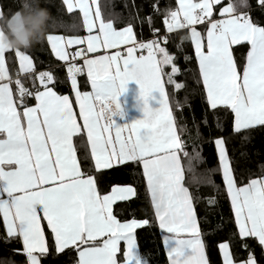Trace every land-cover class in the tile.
<instances>
[{
	"label": "snow or ice",
	"instance_id": "1",
	"mask_svg": "<svg viewBox=\"0 0 264 264\" xmlns=\"http://www.w3.org/2000/svg\"><path fill=\"white\" fill-rule=\"evenodd\" d=\"M63 4L70 13L74 8L79 9L89 33L98 28L96 35L90 34L86 38L87 52H95L100 47L116 48L133 41L132 27L129 25L122 30L114 28L113 20L104 18L98 0H75V3L63 0ZM217 4L219 0H200L199 3L180 0L179 12L171 11V20L165 23L168 32H172L176 28L207 21V51H203V38L195 28H191V40L195 45L208 104L212 109L220 105L230 108L234 117L233 131L239 134L242 130L264 126V27L249 18L245 10L250 8L247 0H240L239 4L228 3L220 8L223 17L220 19L213 18V7ZM259 5L264 8V0H259ZM179 13L183 14V21L178 20ZM0 16L8 15L0 12ZM64 39L61 35H46L47 43L60 60L66 58L62 47ZM242 41L251 47L247 52L246 64L239 72L232 46ZM67 42L80 44L85 41L79 36H71ZM135 47L146 49L147 55L136 57L133 54ZM135 47L128 48V55L123 58V68L118 53L84 60L94 91L83 95L77 92V103L91 144L92 158L97 169L111 168L113 162H142L160 227L170 233H191V238L186 240L191 243L193 253L199 252L198 258L187 259L189 255L183 252L185 239H181L169 251L172 264H207L197 238L195 222L190 218V208L188 218L181 211L179 225L173 211L177 206L190 204L188 189L181 184L184 170L177 154L183 149L173 129L172 114L168 111L166 99H162V69L158 67L172 63L173 58L155 39L141 42ZM9 49L12 48L5 47L0 41V81L8 80V83H0V135H3L0 138V214L3 216L6 238L22 239V253L20 250L15 251L25 255L26 264H41L40 258L48 253L44 232L40 227V220L44 219L54 235L57 252L76 245L79 264H118L116 254L121 250V241L123 264H147L134 252V230L146 221L120 223L111 209L115 201L127 200L137 193L132 187L115 186L110 194L101 197L91 175H87L86 179L81 178L82 164L77 161L72 146L74 134L81 129L73 118L68 97L57 96L48 86L53 80L50 73H40L38 76L45 90H35L36 105L27 107L25 101L22 115L17 112L13 89L9 87L11 80L5 67V52ZM14 50L19 59L20 71L31 73L30 57L21 49ZM77 55L82 53L78 52ZM79 71L81 69L75 64L68 68L74 88L75 73ZM100 71L103 75L99 74ZM176 71L177 68L173 66L172 73ZM130 80L139 84L144 98L151 90L158 89L160 107L153 111L145 99L144 118L129 123L132 132L125 138L122 132L129 124L116 126L113 116L120 114L116 98ZM168 81L173 83L172 74H168ZM15 85L21 100L33 95L23 86L21 79H16ZM101 119L107 121L103 127ZM112 128H115L114 139L110 135ZM142 130L147 131L142 133ZM215 143L239 234L242 237H254L264 246V174L256 178L249 177L246 184L240 181L242 186L238 187L224 149V139L218 138ZM50 151L55 153V163L51 160ZM184 155L189 156L186 152ZM83 161H88L86 154ZM198 162L197 155L189 157L190 170ZM102 235H107L103 246L80 248V244H90ZM78 241L80 244H77ZM220 247L224 250V264H232V257L227 251L228 244H221ZM245 264H256V260L249 255Z\"/></svg>",
	"mask_w": 264,
	"mask_h": 264
},
{
	"label": "trees",
	"instance_id": "2",
	"mask_svg": "<svg viewBox=\"0 0 264 264\" xmlns=\"http://www.w3.org/2000/svg\"><path fill=\"white\" fill-rule=\"evenodd\" d=\"M23 2L24 0H0L1 12L10 15L21 9ZM228 2L239 4L240 0H224L214 6L213 18L218 16L219 8ZM99 3L104 18L112 19L116 29L130 25L137 41L157 39L160 46L166 48L173 58L172 63L162 64L161 69L183 149L179 151V155L184 170V182L192 199L208 263L223 264L219 246L228 242L236 263L247 261L249 255H252L256 264H264V246L254 237H241L239 234L215 144L216 139H224L230 165L234 170V179L238 181V187L242 186L240 181L246 184L249 177L256 178L264 174V126H255L237 134L233 131L234 117L231 109L226 106L212 109L209 106L188 29L173 32L166 29L165 21L170 20V12L177 10L176 0H99ZM247 3L250 8L245 10L248 11L249 18L264 27V8L260 7L259 0H247ZM40 4L51 14L47 34L65 37L86 35L80 11L68 12L63 0H40ZM198 26L205 37L207 21ZM249 49L248 43L233 47L239 72H242L243 65L246 64ZM21 50L34 61L35 74L20 75L16 68L12 71L14 97L20 110L23 109L25 101L27 107L34 105L35 90L44 89L36 76L40 72L53 76V80L48 83L49 87L61 95L73 97L68 64L54 56L46 37L32 47ZM157 56L160 59L159 54ZM173 66L177 68L175 73H172ZM168 74H172L173 83H169ZM18 78L25 88L33 92V95L24 100L16 92L15 81ZM79 82L82 92L89 91V82L84 74L79 75ZM178 84L181 87L177 88ZM75 145L83 175L94 177L101 197L110 194L115 186L132 187L137 193L129 196L127 200L115 201L111 209L113 216L121 223L146 221L134 230L140 259L147 264H169L162 242V235L166 232L158 224L142 162L129 161L108 169H96L91 161L84 134L75 137ZM185 152L189 154L188 157L184 155ZM85 154L88 157L87 163L83 161ZM193 155L199 157V162L190 170L188 161ZM43 226L48 253L40 258L41 264H78L77 247L72 246L57 252L54 235L45 220ZM99 244L101 240H96L84 247ZM15 250L22 253L21 248L11 244L10 239L6 238L0 214V264H26L25 255L17 254ZM122 255L123 246L118 252L120 262L123 261Z\"/></svg>",
	"mask_w": 264,
	"mask_h": 264
},
{
	"label": "crops",
	"instance_id": "3",
	"mask_svg": "<svg viewBox=\"0 0 264 264\" xmlns=\"http://www.w3.org/2000/svg\"><path fill=\"white\" fill-rule=\"evenodd\" d=\"M176 1H177V10L176 11L179 12V9H180V0H176ZM222 1H224V0H219V3H221ZM98 2H99V0H98ZM191 2L192 3H199L200 1L199 2H195L194 0H191ZM228 3H232V2H228ZM227 4L221 6L220 8L227 6ZM214 6H216V5H214ZM220 8L218 10V16L215 19L223 18L221 16V13H220ZM75 10H78L79 11V9H73V11H75ZM213 10H214V7H213ZM196 11L198 12L199 10H196ZM0 12H1V7H0ZM170 20H171V18H170ZM178 20L179 21H183V14L182 13H179ZM205 22L206 21L199 22V23L193 24L190 27L189 26H186V27H183V28H176V29H173V31H177V30H181V29H188V31L190 33V37H191V28H195L196 31L199 32L201 34V37L203 38V41H202L203 42V45H204L203 51L206 52L207 51V47H206V45H207V29H206V34H205V37H204V35L202 34V32H201V30H200V28L198 26L199 24H202V23H205ZM207 27H208V24H207ZM166 29H167V25H166ZM117 30H122V29H117ZM86 33H87V30H86ZM79 37L81 39H83L85 42L84 43H80V44H68V42H67V38L68 37H65V39L63 41L65 43V50H64L65 51V54H66V49L67 50L68 49L70 50V48L73 49V48H77L79 46H85V45L87 46L85 35L84 36H79ZM133 37H134L133 41H130L127 44H121V45H119L116 48H108V49H105L104 48L103 50L97 49L95 52H92L90 54V56L91 55H97V54L111 56L114 53H118L119 56H120V66H121V68H123V58L127 57V55H128V48H133V47H135V45H138L141 42L147 43L150 40H153V39H150V40L140 41V42L137 41L136 35L134 33V30H133ZM155 40H157V39H155ZM243 43H247V42L246 41H242L240 44H243ZM240 44H238V45H240ZM235 46H237V45H233L232 46V49ZM50 48H51V46H50ZM193 48H194V51H195V54H196V49H195V45L194 44H193ZM51 50H52V48H51ZM140 51H142V50H140L139 47H135V50H134V53L133 54L136 57H139L141 55H145V56L147 55V50L146 49L143 50V53L144 54H141V55L138 54ZM52 53L54 54V56L58 60H60L59 57L55 54V52H53V50H52ZM233 54H234V52H233ZM157 59L159 60L158 56H157ZM68 60H69L68 59V55H66V58L64 60H60V61L68 64ZM234 61L236 62L235 56H234ZM197 62H198V60H197ZM198 66H199V62H198ZM5 67L8 70V76H9V79L11 80V83H9V87L12 88V89H13V86H12V81H13L12 71H13L14 68H16L18 74H20V75H34L35 74L34 73V70L31 73H29V74H26V73L20 71L19 59L15 56V50L14 49L6 50V52H5ZM32 67L34 68V61L33 60H32ZM158 67L161 68V65H158ZM112 71L114 72L115 69H112ZM40 73H43V72H40ZM40 73H37L36 76H39ZM88 82H89V86H90L89 91H87V92H84L83 91L82 92L80 90L81 95L93 93L94 90L92 88L91 79H88ZM202 82H203V79H202ZM0 83H8V80L0 81ZM161 83L163 84V87H164V97H162V99H166L167 106H168V111L171 112V114H172L173 129H174L177 137L179 138L178 131H177V127H176V124H175V121H174V117H173V113H172V109H171L170 102H169V99H168V94H167V91H166V86H165V81H164L163 73H161ZM203 85H204V83H203ZM44 90H45V88L42 89V90H40V91H44ZM52 91L55 92L57 96H60V97L67 96L68 97V99H69V105H70V108H71V111H72L73 118L76 120L77 124L80 126V129H81L80 132L74 134V136L72 138V146H73V149L75 151L77 161L80 163L79 156H78V152H77V148H76V145H75V137L78 136V135H80V134H84L85 137H86V140H87L90 158H91V161L93 163V166L95 167V161L92 158V148H91V144L88 141L87 131L83 127L84 121H83L82 117L80 116V107H79V104L77 103V100H76V97H75V92L73 91V97H71L70 95H61L56 90H54L53 88H52ZM206 96H207V92H206ZM145 99H146V102H147L148 106L153 111H155L156 109H158L160 107V93H159V90L158 89L151 90V92L148 93L147 97L144 98V97L141 96V88H140L139 84L136 81H134V80L128 81L127 84L124 87V91L116 98V103H118L119 106H120V114H116V115L113 116V120L115 121L116 126H121V125H124V124H129V123H132L135 120L144 118L143 108H144V104H145ZM13 101H14V104L17 106V112L22 115L23 109L20 110L18 108V105H17L16 100H15V97H14V91H13ZM36 103L37 102L35 100V104L32 105V106H28V107H34L36 105ZM220 106H223V105H220ZM40 119L42 121L43 118L41 117ZM101 121L104 122L105 120L104 119H101ZM24 126H25V129H26V123H25ZM146 131L147 130H142V133L143 132H146ZM131 132H132V129H131V125L129 124V127L127 129H124L123 130L122 135L125 138H127L131 134ZM105 135H108V134H105ZM110 135L113 137V139L115 138V128H112L111 129ZM0 138H3V136L0 137ZM48 147L51 150V147L52 146H51L50 143H49ZM216 149L218 151L217 145H216ZM177 154L180 157L179 152ZM218 155H219V152H218ZM50 156H51L52 162L55 163V159H56L55 153H53V152L50 151ZM227 158H228V156H227ZM126 162H129V161H126ZM229 164H230V161H229ZM33 165H35V160H33ZM117 165H121V164H118L116 162H113V165L112 166H117ZM142 165H143V163H142ZM143 170H144V168H143ZM81 173H82L81 178L82 179H86L87 176H84L83 175L82 167H81ZM233 177H234V175H233ZM92 178L95 181L94 177H92ZM146 181H147V179H146ZM181 184H182L183 187L187 188V186H186V184L184 182V179L182 180ZM147 185H148V183H147ZM96 190H97V193L99 194L97 187H96ZM226 190H227V186H226ZM188 192H189V190H188ZM227 193H228V190H227ZM150 196H151V193H150ZM189 197H190V195H189ZM4 198H6V196ZM151 199H152V197H151ZM229 199H230V197H229ZM230 203L232 205L231 199H230ZM189 208H190L191 213H192V216L190 218L192 220H194L195 227L197 229V238L201 242V250H202V253H203V258L207 261V264H209L208 263V259H207V255H206V250H205L204 242H203V239H202L201 234H200L198 221H197L196 215L194 214V209H193V206H192L191 199H190V204L189 205L177 206V207H175L173 209V211H174V213H175V215L177 217V224L179 225L181 223V220H180V213H181V211H183L185 213V218H188L187 213L189 211ZM154 210H155V213H156V209L155 208H154ZM233 213H234V211H233ZM40 216L42 217V213L40 214ZM1 217H2V222H3V216H2V214H1ZM234 217H235V213H234ZM43 220L44 219H41L40 220V227H41V229L44 232L45 242H46V246H47V239H46V235H45V231H44ZM235 220H236V217H235ZM158 223L160 224V221L159 220H158ZM4 229H5V227H4ZM164 230H165L166 233H164L162 235V242H163V245H164L166 254H167V259H168V263L169 264H172V257L169 255V251L171 249L175 248L181 239H185V242H184V245H183V252H184V254L186 256L189 255L187 257V259L194 260V259L198 258L199 252L193 253V249L191 247V243L186 240L188 238H191V235H192L191 233H180V234H178V233H170L166 229H164ZM5 231H6V229H5ZM238 231H239V229H238ZM105 239H107V235H102V236L97 237V240H101V244L95 245V247H101V246H103V241ZM10 243L13 244V245H16L17 247H19V248H21L23 250V242H22V239L12 238V239H10ZM77 244H80V242L78 241ZM72 246H76V245H70L69 247H72ZM122 246H123V242L121 241V245H120V248L121 249H122ZM86 247H93V246H86ZM219 248H220L221 257H222L223 264H224V250L221 251V247L220 246H219ZM227 251L229 253H231V249H230V251H229V249H227ZM230 255L232 257V264H245L246 261L236 263L234 261V259H233L232 253ZM116 257H117V260H118V264H123V261L120 262L119 259H118V252L116 254ZM122 257H123V255H122ZM123 259H124V257H123ZM78 260H79V253H78ZM78 264H79V261H78Z\"/></svg>",
	"mask_w": 264,
	"mask_h": 264
},
{
	"label": "clouds",
	"instance_id": "4",
	"mask_svg": "<svg viewBox=\"0 0 264 264\" xmlns=\"http://www.w3.org/2000/svg\"><path fill=\"white\" fill-rule=\"evenodd\" d=\"M51 14L40 0H24L13 15L0 16V41L12 49H28L46 37Z\"/></svg>",
	"mask_w": 264,
	"mask_h": 264
},
{
	"label": "rangeland",
	"instance_id": "5",
	"mask_svg": "<svg viewBox=\"0 0 264 264\" xmlns=\"http://www.w3.org/2000/svg\"><path fill=\"white\" fill-rule=\"evenodd\" d=\"M72 2L73 3H75V0H72ZM89 2H90V0H89ZM74 9H77V8H74ZM87 30V29H86ZM97 32H98V28L97 29H94L93 31H92V33H89L88 31H87V33H86V35H85V38H87V36L88 35H96L97 34ZM83 40V39H82ZM62 47L64 48V50H65V43L63 42L62 43ZM98 49H101V50H103L104 48L103 47H100V48H98ZM140 49V48H139ZM140 50H142V51H140L138 54H144L143 53V50H145V49H140ZM78 52H80V53H82V55H77V53ZM92 53V52H91ZM90 52H87V46L85 45V46H79V47H77V48H70V50L68 49H66V55H68V68L71 66V65H73V64H75L78 68H80L81 69V71H79V72H76L75 73V79H76V86H75V88L73 87V85H72V81H71V79H70V82H71V85H72V89H73V91L75 92V97H76V100H77V92H79L80 93V87H79V75H81V74H84L85 76H86V78L87 79H90L89 78V76H88V70H87V67H86V65H85V63H84V60L85 59H99L100 57H104V56H107V55H99V54H97V55H91L90 56V54H91ZM109 54V53H108ZM27 55V54H26ZM29 56V55H28ZM30 57V56H29ZM30 59H32L31 57H30ZM33 68V67H32ZM33 70H34V68H33ZM99 74L100 75H102L103 74V72L102 71H100L99 72ZM81 94V93H80ZM102 122V121H101ZM107 123V121L105 120L104 122H102L101 123V126H104L105 124ZM216 144V143H215ZM224 149H225V151H226V147H225V144H224ZM218 152L219 151H217V154H218ZM226 153H227V151H226ZM228 156V155H227ZM218 158H219V165H220V169H221V173H222V175H223V170H222V167H221V162H220V156L218 155ZM228 160H229V158H228ZM229 162V161H228ZM189 195H190V193H189ZM190 199H191V196H190ZM191 202H192V199H191ZM192 206H193V203H192ZM177 209V208H176ZM175 209V210H176ZM193 209H194V206H193ZM194 214L196 215V213H195V210H194ZM158 221V220H157ZM159 224V223H158ZM159 226H160V224H159ZM164 230V229H163ZM165 231V230H164ZM222 244H228V249H229V251H230V245H229V243L228 242H224V243H222ZM221 251H222V249H221ZM134 252L136 253V255L140 258V256H139V253H138V249H137V245L135 246V249H134ZM231 254V253H230Z\"/></svg>",
	"mask_w": 264,
	"mask_h": 264
},
{
	"label": "water",
	"instance_id": "6",
	"mask_svg": "<svg viewBox=\"0 0 264 264\" xmlns=\"http://www.w3.org/2000/svg\"><path fill=\"white\" fill-rule=\"evenodd\" d=\"M84 246H85V244H81V245H80V248H81V247H84Z\"/></svg>",
	"mask_w": 264,
	"mask_h": 264
}]
</instances>
